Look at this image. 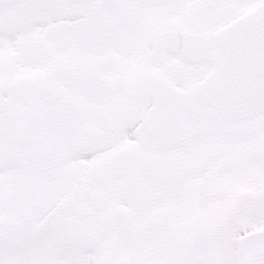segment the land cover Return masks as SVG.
<instances>
[{
  "label": "snow or ice",
  "instance_id": "6c2138e0",
  "mask_svg": "<svg viewBox=\"0 0 264 264\" xmlns=\"http://www.w3.org/2000/svg\"><path fill=\"white\" fill-rule=\"evenodd\" d=\"M0 264H264V0H0Z\"/></svg>",
  "mask_w": 264,
  "mask_h": 264
}]
</instances>
